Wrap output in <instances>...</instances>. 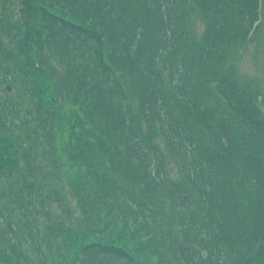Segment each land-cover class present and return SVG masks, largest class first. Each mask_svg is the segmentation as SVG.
Masks as SVG:
<instances>
[{"label":"trees","instance_id":"16d2710c","mask_svg":"<svg viewBox=\"0 0 264 264\" xmlns=\"http://www.w3.org/2000/svg\"><path fill=\"white\" fill-rule=\"evenodd\" d=\"M261 1L0 0V264H264Z\"/></svg>","mask_w":264,"mask_h":264},{"label":"rangeland","instance_id":"374dc122","mask_svg":"<svg viewBox=\"0 0 264 264\" xmlns=\"http://www.w3.org/2000/svg\"><path fill=\"white\" fill-rule=\"evenodd\" d=\"M262 17H264V0ZM236 57L232 58L237 71L245 81L258 89L264 98V20L252 43L246 45ZM59 143V141H58ZM60 155L62 157L61 151Z\"/></svg>","mask_w":264,"mask_h":264},{"label":"water","instance_id":"95a60500","mask_svg":"<svg viewBox=\"0 0 264 264\" xmlns=\"http://www.w3.org/2000/svg\"><path fill=\"white\" fill-rule=\"evenodd\" d=\"M8 89H9V88H8ZM183 200L186 201V202L189 201V199H188L187 197H185V196H183Z\"/></svg>","mask_w":264,"mask_h":264}]
</instances>
